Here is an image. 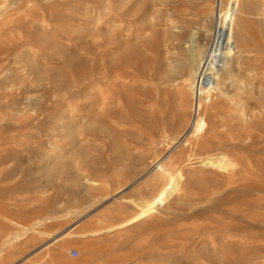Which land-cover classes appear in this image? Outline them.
Masks as SVG:
<instances>
[{
    "label": "rangeland",
    "instance_id": "1",
    "mask_svg": "<svg viewBox=\"0 0 264 264\" xmlns=\"http://www.w3.org/2000/svg\"><path fill=\"white\" fill-rule=\"evenodd\" d=\"M221 2L0 0V264H264V0Z\"/></svg>",
    "mask_w": 264,
    "mask_h": 264
},
{
    "label": "bare ground",
    "instance_id": "2",
    "mask_svg": "<svg viewBox=\"0 0 264 264\" xmlns=\"http://www.w3.org/2000/svg\"><path fill=\"white\" fill-rule=\"evenodd\" d=\"M219 3H222L221 0H219ZM224 15V14H223ZM222 15V16H223ZM221 16V17H222ZM215 35V34H214ZM195 38V37H194ZM191 44L188 46L190 52H191V58L195 59L196 55H197V52L199 54L202 53V51L197 48V42L195 39L191 38ZM190 41V40H189ZM227 42V41H226ZM225 44V43H224ZM227 47V46H226ZM234 49V48H233ZM203 50V49H202ZM225 50V49H224ZM254 51V50H253ZM231 52V51H230ZM233 52V51H232ZM229 53V52H228ZM229 55V54H228ZM199 56V55H198ZM230 56H231V53H230ZM117 58V57H115ZM205 60V59H204ZM195 64V63H194ZM251 64V63H250ZM176 65V64H175ZM205 66H206V61H203V59H200L196 62V68L195 70L193 71V76L191 74V78H186V81H189L190 82V88L192 89V93H193V102H189L190 99L188 98V92L185 89H183V96H184V100H181V101H185L187 104L191 105L192 107V116H191V119L189 120L188 122V127H187V133L189 134L188 136H198L200 134H202V132L204 131L206 125H207V120H206V117L204 116V114L202 113V107H203V97H202V91L204 89V79L206 78V72H205ZM230 66V65H229ZM37 67V66H36ZM172 68V67H171ZM186 69V68H185ZM190 69V67H189ZM224 69V68H223ZM191 70V69H190ZM258 71V69H257ZM177 73V72H175ZM190 73V72H189ZM44 74V73H43ZM227 75H230V71L228 70V72L226 73ZM162 77V76H161ZM164 77V76H163ZM209 77V76H208ZM179 78V77H178ZM210 78V77H209ZM166 79V78H164ZM234 79V78H233ZM232 79V80H233ZM174 80H177V79H173ZM178 81V80H177ZM230 81V80H229ZM255 82V81H254ZM232 83V82H230ZM251 84H254L251 82ZM152 86V85H151ZM241 87V86H239ZM256 87V86H255ZM154 89V88H153ZM207 89V88H206ZM240 89V88H239ZM109 90V89H108ZM217 92V91H216ZM179 94V93H178ZM177 96V94H176ZM179 96V95H178ZM182 96V95H181ZM177 99V97H176ZM178 100V99H177ZM180 103V102H179ZM178 102L176 104H179ZM184 103V102H183ZM185 103V104H186ZM191 103V104H190ZM188 105V106H189ZM176 106V105H175ZM180 106V105H179ZM178 106V107H179ZM183 106V104H182ZM187 106V108H188ZM190 107V106H189ZM190 107V108H191ZM183 108L185 109L186 107L183 106ZM177 109V108H176ZM183 109V110H184ZM177 110H180V109H177ZM186 111V110H185ZM174 112V111H173ZM180 112V111H179ZM188 112V111H187ZM185 113V112H183ZM176 114V112H175ZM180 114H182V109H181V112ZM185 115V114H184ZM168 116V115H167ZM186 116V115H185ZM184 116V117H185ZM188 116V115H187ZM186 116V117H187ZM163 117V116H162ZM174 117V116H172ZM181 117V116H180ZM103 118V117H102ZM164 118V117H163ZM167 118V117H165ZM164 118V119H165ZM183 116L180 118L181 121H183ZM236 118V117H235ZM180 119H177V120H180ZM152 120L153 122V118L150 119ZM162 120V119H161ZM175 120V119H174ZM185 120V119H184ZM187 120V119H186ZM181 121L180 124H181ZM155 122V121H154ZM161 122V121H160ZM166 122V121H165ZM178 122V124H179ZM157 123V121H156ZM154 123V124H156ZM159 123V122H158ZM164 123V122H163ZM172 123V122H171ZM176 123V122H175ZM245 123V122H244ZM184 124V123H183ZM151 126V125H149ZM158 127H161L159 125H157ZM89 128V126H88ZM163 128V126H162ZM162 128H161V131H162ZM160 129V128H159ZM166 129V127H165ZM89 130V129H88ZM154 130V129H153ZM92 131V130H91ZM116 131V130H115ZM165 131V130H164ZM91 133V132H90ZM164 134V133H163ZM182 137V136H181ZM180 137V138H181ZM186 138V137H185ZM198 138V137H197ZM80 140V139H79ZM167 140V139H166ZM183 141V139H182ZM78 142V141H77ZM81 142V141H80ZM180 139H173V143L175 144L176 148L180 145ZM203 143V142H202ZM205 145V144H204ZM203 146V144L201 145ZM207 147V146H206ZM203 147H201L202 149ZM210 149V148H209ZM207 150V149H206ZM79 151V150H78ZM80 152V151H79ZM86 152V151H85ZM171 152L165 154V155H162V156H158L156 157L155 159V162H154V165H155V168L153 169H147L148 171L142 175L141 177L138 178V183L141 182V181H144L145 179H147L150 175H152V173L154 172V170L156 172H158V175H162V173H165L167 172L172 163H173V159L174 157H172ZM78 155V154H77ZM209 155V154H208ZM207 155V156H208ZM228 155V154H227ZM226 154L224 155H221L219 158H216V157H205L202 159V164L204 166H209V167H212V169L214 167H217L220 168V169H228L229 167L233 166L234 162L233 160L231 159L232 157L229 155L227 156ZM124 157V156H123ZM121 158V157H120ZM201 160V158H200ZM236 161V160H235ZM236 163V162H235ZM153 166V165H152ZM238 166V165H237ZM236 167V165H235ZM223 171V170H222ZM221 171V172H222ZM232 169H231V173H232ZM59 172V171H58ZM227 173V172H226ZM230 173V172H229ZM179 174V173H178ZM234 174V173H233ZM60 175V174H59ZM58 175V176H59ZM182 175H179L178 177L174 178L173 180H171L170 182H168L166 185L163 186V189H162V192L161 194L156 198L155 202L151 203V204H146V206H144L145 210L143 211V213L141 212L140 215L138 216V214L136 215L137 217H134V218H138L143 214L145 213H149V212H152L154 211L155 209H157L159 206H163L170 198H172L180 189V186L182 184ZM164 178V177H163ZM184 198V197H183ZM144 216V215H143ZM133 218V217H132ZM129 221V219H128ZM127 224V223H126ZM125 225V224H124ZM26 227V226H25ZM111 229V228H110ZM109 229V230H110ZM108 230V231H109ZM98 233V231H94V234ZM16 237H20L19 234L17 233V235L15 236ZM57 238V237H56ZM12 239L14 240L13 236L8 238L7 242L10 243V244H13L12 243ZM19 239V238H18ZM9 246V245H8ZM42 260V259H41ZM39 264V263H38Z\"/></svg>",
    "mask_w": 264,
    "mask_h": 264
},
{
    "label": "built area",
    "instance_id": "3",
    "mask_svg": "<svg viewBox=\"0 0 264 264\" xmlns=\"http://www.w3.org/2000/svg\"><path fill=\"white\" fill-rule=\"evenodd\" d=\"M71 256H72V257H77V256H79V250H77V249H73V250L71 251Z\"/></svg>",
    "mask_w": 264,
    "mask_h": 264
}]
</instances>
